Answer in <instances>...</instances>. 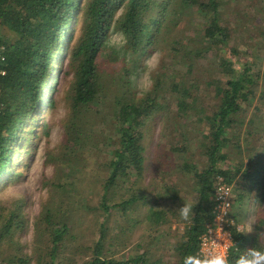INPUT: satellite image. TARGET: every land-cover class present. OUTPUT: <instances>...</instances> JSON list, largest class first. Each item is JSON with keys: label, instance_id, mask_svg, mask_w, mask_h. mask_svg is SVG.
<instances>
[{"label": "trees", "instance_id": "1", "mask_svg": "<svg viewBox=\"0 0 264 264\" xmlns=\"http://www.w3.org/2000/svg\"><path fill=\"white\" fill-rule=\"evenodd\" d=\"M263 1H255L256 13H240L239 10L230 19L226 14L230 0H0V47L4 46L5 55L0 67L6 70L0 76V174L9 173L17 132L25 121L35 120V108L49 83L54 61L65 44L61 62L68 85L57 91H62L63 100L70 107L73 125L86 127V118L101 116L113 131L111 138L116 139L107 162L104 201L112 187L131 181L134 175L142 176L146 123L163 108L162 98L167 93L176 98L179 117L192 115L208 128L201 144L205 161L185 162L183 166L190 173L197 197L191 204L193 213L185 220L186 225L174 245L177 260L172 264H184L186 256L195 255L199 250L201 235L215 217L213 195L220 177L231 184L238 179L237 201L241 205L255 187H262L255 236L241 233L236 225L232 227L234 245L227 257L230 264H236L246 249L264 248V167L262 156L254 155L251 150L253 139L248 125L255 124L254 113L250 112L255 99L260 98L258 106H264V59L260 54L264 53ZM75 15L79 16L75 22L78 27L63 41ZM188 26H192L193 32H188ZM113 31L123 33L127 41L123 46L126 56L120 62L114 50L106 55L109 34ZM240 43L249 45L242 50L237 48ZM254 46H258L257 51ZM153 48L164 51L166 56L167 51L172 52L171 63L177 70L172 75L165 61L162 66L166 70L153 75V87L138 96L133 92L129 73L140 68L141 58ZM242 55L245 56L242 58ZM237 58H242V63ZM56 82L61 85L59 75ZM200 91L214 92L218 102L213 108L206 107L199 98ZM49 102L54 104L53 97ZM247 117L251 119L248 122ZM97 129H90V132L87 128L83 141L76 136L71 138L73 150L78 153L81 146L89 148ZM256 130L258 128L254 132ZM243 131L247 135L245 138ZM71 133L69 131V135ZM197 141L184 139L181 149L187 151V146L197 147L200 139ZM244 148H249L248 153L253 152L250 157L254 162L245 168V163L236 155L232 160L237 165L231 167L228 154L235 150L238 154ZM78 158L81 157L78 155ZM138 180L136 178L135 182ZM177 186L176 183L166 187L161 198L166 202L179 201ZM173 191L175 194L170 193ZM140 198L132 195L119 204L125 211L130 210L131 202H140ZM166 204L148 210L145 216L148 230H159L168 221L169 212L173 214L171 207L166 209ZM18 206L8 212L0 209V264H59L61 256L63 262L70 260L64 255L69 231L68 212L45 207L37 223L41 228H38L41 244H36L28 253L23 247H16L19 242L14 238L25 226L22 208ZM103 207L109 209L105 202ZM178 216L184 220L180 213ZM232 218L236 222L243 219L236 212L232 213ZM8 241L14 247L4 259L3 250ZM94 241L90 247L91 257L85 264H156L149 261L145 253L126 260L112 257L115 252L107 246L110 241L104 223Z\"/></svg>", "mask_w": 264, "mask_h": 264}, {"label": "rangeland", "instance_id": "2", "mask_svg": "<svg viewBox=\"0 0 264 264\" xmlns=\"http://www.w3.org/2000/svg\"><path fill=\"white\" fill-rule=\"evenodd\" d=\"M255 1L257 0H230L226 14L230 19H233L235 11L256 13L258 8H255ZM250 4H253V7ZM77 17L79 16H74L63 41L72 30H76L78 27L75 24ZM187 29H189V33L193 30L192 26H188ZM115 34L117 33L114 31L109 34L107 43ZM247 45L249 44L240 43L237 44V48L245 50ZM64 47L65 44L54 61L49 83L42 91L38 106L35 108V120L25 121L15 137L20 142L16 140L14 143L12 142L15 148L11 153L9 173L0 174V209L8 212L19 207L18 205L22 208L25 226L14 235V238L19 242L16 247H23L24 251L30 253L36 244L39 242L41 244L42 238L38 231L40 226L37 224L39 215L45 207H54L68 212L69 231L66 234L67 244L65 247L67 248L64 255L71 259L63 262L61 256L59 264H85L91 257L90 247L100 235L103 223L106 225L110 241L107 246L115 252L112 257L126 260L138 253H145L146 258L156 264L175 263L177 256L174 252V245L178 242V237L186 225V221L181 220L178 216L179 209L183 207L184 203L191 205L197 197V193L193 190L190 173L183 166L191 161H200L201 159L205 161L204 149L201 148V144L202 135L208 130L206 124L201 123L192 115L186 118L179 117L176 98L164 93L163 108L154 113L146 123L143 141L145 170L142 176L134 175L131 181L120 182L112 187L106 193L107 201H104L103 185L107 175V162L114 147L113 140L116 141V139L111 138L114 136L113 131L104 124L105 119H102L101 116L86 118V127L73 125L70 107L67 101L63 100L62 91H57L59 87L68 85L63 77L64 65L61 62L65 55ZM254 47L257 51L256 47L258 46ZM112 50L116 56L118 55V62L126 56L123 47H113L110 44L106 55L110 54ZM260 54L264 59V53L260 52ZM154 56L156 63L151 71L152 85L150 89L154 84L153 75L166 70V67L162 66L165 61L169 71L171 69L172 75L177 70L171 63L172 52L167 51L166 56L164 51L153 48L141 58L140 68L129 73L130 79L133 81V92L138 96H142L147 91L142 92L138 89L136 82L146 71L145 62ZM242 58H237L240 63L243 61ZM178 68L185 69V66L178 65ZM58 75L61 78V85H57L58 81L56 82ZM202 85L205 87L204 84ZM203 93H208V95ZM200 94L199 98L203 100L206 107L213 108L218 102L213 91H200ZM50 97L54 99L53 105L49 102ZM258 103H260V98L255 99L250 110L254 113L255 124L249 123L248 125L251 128L253 139L251 150L254 151V155L262 156L261 164L264 167V106H258ZM249 120H251L250 117H247L246 121ZM189 121H192L190 125ZM99 125L101 129H99ZM97 127L94 139L89 142L90 147L83 148L81 146L79 152L76 153L73 150L71 138L76 136L82 140L87 128L90 131ZM255 128L258 130L254 132ZM69 131H72L70 135ZM242 136L243 138L247 137L245 131ZM184 139L189 142L198 140L197 143L200 139V142L197 147L186 145L188 149L183 151L181 144ZM178 149L185 153L175 151ZM248 149L244 148L238 154L237 150L228 154L231 167L237 165L232 160L236 155L245 163V168L247 164L254 162V158L250 157L253 152L248 153ZM78 155L81 157V161ZM79 165L80 168L77 167ZM237 177L239 178V175ZM136 178H139L138 182H135ZM237 180L230 185L237 194L238 200ZM176 183L179 186H177L179 201L175 202L170 199L171 201L166 202L160 195L166 192V187ZM62 186L65 188L59 189ZM261 189L260 186L255 187L246 202L241 205L236 201L233 206L232 213L236 212L243 217L241 222H236L233 218L235 225L251 223L253 231L246 234L251 237L255 236L256 210L259 204L258 199L261 197ZM174 192L176 191L170 193ZM132 195L140 196V202H131V209L125 211L120 204L124 198L128 199ZM103 202L109 206L108 210L104 209ZM163 203H167L166 209L172 208L173 214L169 212L166 217L168 221L159 230H148L149 225L145 220L148 210L152 207H164ZM37 235L38 238H36ZM12 247L14 246L8 241L3 250L4 256L2 257L4 259L13 251Z\"/></svg>", "mask_w": 264, "mask_h": 264}, {"label": "built area", "instance_id": "3", "mask_svg": "<svg viewBox=\"0 0 264 264\" xmlns=\"http://www.w3.org/2000/svg\"><path fill=\"white\" fill-rule=\"evenodd\" d=\"M3 49L4 46L0 47V62L5 60ZM5 73L6 70L0 67V76ZM1 91L2 86L0 82V94ZM213 197L216 201L214 209L215 217L213 222L207 225L206 230L201 235L200 247L196 254H224L228 257L234 245L232 227L235 226V222L232 218V211L237 201V194L230 183L223 177H220Z\"/></svg>", "mask_w": 264, "mask_h": 264}, {"label": "clouds", "instance_id": "4", "mask_svg": "<svg viewBox=\"0 0 264 264\" xmlns=\"http://www.w3.org/2000/svg\"><path fill=\"white\" fill-rule=\"evenodd\" d=\"M126 37L123 33L115 34L109 44L113 47H123L126 44ZM156 57L149 58L146 62V71L136 82V87L142 92H146L152 85L151 71L155 67ZM193 206L184 203L179 209V213L184 220H188L193 213ZM238 231L244 234L252 233L253 228L251 223H243L238 226ZM184 264H230L229 259L224 254H195L188 255L184 258ZM236 264H264V248L258 246L246 249L239 255Z\"/></svg>", "mask_w": 264, "mask_h": 264}]
</instances>
